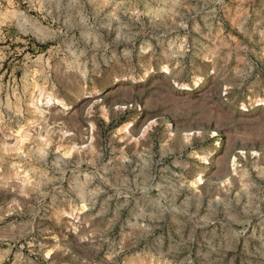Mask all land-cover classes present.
<instances>
[{
	"label": "rangeland",
	"instance_id": "obj_1",
	"mask_svg": "<svg viewBox=\"0 0 264 264\" xmlns=\"http://www.w3.org/2000/svg\"><path fill=\"white\" fill-rule=\"evenodd\" d=\"M0 264H264V0H0Z\"/></svg>",
	"mask_w": 264,
	"mask_h": 264
},
{
	"label": "clouds",
	"instance_id": "obj_2",
	"mask_svg": "<svg viewBox=\"0 0 264 264\" xmlns=\"http://www.w3.org/2000/svg\"><path fill=\"white\" fill-rule=\"evenodd\" d=\"M179 7L178 3H173L171 5V7L168 9V14L169 16H174L176 15V13L173 11V9H176ZM165 10L164 8H158L155 10V12L153 13V15L155 16V18L157 20L161 19V13H163ZM182 47V46H181ZM164 71H167V68L164 69ZM46 103L50 104L51 101H47ZM15 113L16 115H21V110L19 108V106L16 107L15 109ZM23 130H18L15 132V136H16V140L15 143H13L12 145H5L4 146V152L5 154H10V153H15V155L17 156H24L25 152H24V146L26 144H28L30 142V135H21V132ZM51 129L49 128L45 135L40 137V141H41V145L42 148L40 149V155L43 156L44 155V150L48 149L51 146V140L49 139V136L51 135ZM57 151H59V149H57ZM68 155L70 156L71 153H68ZM25 175V185L29 186L32 184V181L27 179V173L24 174ZM37 188H39V185H37Z\"/></svg>",
	"mask_w": 264,
	"mask_h": 264
}]
</instances>
